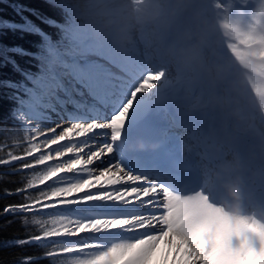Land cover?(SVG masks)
<instances>
[{
    "label": "snow or ice",
    "instance_id": "snow-or-ice-1",
    "mask_svg": "<svg viewBox=\"0 0 264 264\" xmlns=\"http://www.w3.org/2000/svg\"><path fill=\"white\" fill-rule=\"evenodd\" d=\"M49 3L62 20L17 5L19 20H5L0 33L16 41L0 42V95L20 124L10 143L0 130V165L33 170L6 190L23 202L3 214H23L22 225L37 230L0 247L41 249L19 264H264V220L231 214L219 200L217 182L237 172L220 167L229 150L213 136L214 114L199 107L202 89L185 90L139 47L115 55L62 0ZM255 95L264 107V88ZM253 119L257 138L235 150L246 160L245 202L264 211V111Z\"/></svg>",
    "mask_w": 264,
    "mask_h": 264
},
{
    "label": "clouds",
    "instance_id": "clouds-1",
    "mask_svg": "<svg viewBox=\"0 0 264 264\" xmlns=\"http://www.w3.org/2000/svg\"><path fill=\"white\" fill-rule=\"evenodd\" d=\"M88 35L117 56L133 49L147 51L161 60L185 90L202 89L199 107L216 117L215 140L229 150L224 161L237 172L229 185L240 213L241 173L246 160L235 147L245 138L256 139L253 115L264 111L253 95L252 83L264 84V61L254 59L239 67L222 50L218 21L207 0H71ZM255 151H261L257 142ZM253 148H250V153Z\"/></svg>",
    "mask_w": 264,
    "mask_h": 264
},
{
    "label": "trees",
    "instance_id": "trees-1",
    "mask_svg": "<svg viewBox=\"0 0 264 264\" xmlns=\"http://www.w3.org/2000/svg\"><path fill=\"white\" fill-rule=\"evenodd\" d=\"M56 3L60 0H55ZM23 5L28 8L36 9L44 15L55 19L62 20V15L59 9L54 8L49 0H0V33H5L6 30L2 28V24L7 21H18L19 16L16 14V6ZM27 14V13H25ZM35 19V17H33ZM39 23V21H37ZM46 31L55 33L54 28L42 25ZM0 42L11 44L16 42L10 32L0 37ZM13 105L2 95H0V130L7 129L8 134L14 130H20V124L13 120L10 116V109ZM5 140L3 131H0V142ZM11 141L9 140V143ZM0 156L4 153L0 152ZM6 158V157H5ZM21 162H15L10 165H0V242L11 238H24L28 234H36V229L31 225H22L23 214L5 215L3 208L9 204H19L23 202V194L7 195L6 190L13 191L17 188L23 187L26 180L31 176L33 170L19 171ZM35 191V190H33ZM30 218V214H29ZM41 249L36 246H25L4 248L0 247V264H19L22 258L27 254L39 253ZM41 264H48V261H41Z\"/></svg>",
    "mask_w": 264,
    "mask_h": 264
},
{
    "label": "rangeland",
    "instance_id": "rangeland-1",
    "mask_svg": "<svg viewBox=\"0 0 264 264\" xmlns=\"http://www.w3.org/2000/svg\"><path fill=\"white\" fill-rule=\"evenodd\" d=\"M62 3L67 6V8L70 11H75L71 0H62ZM260 4L259 8L258 5ZM246 5L248 6L249 11L247 13L241 12V14L235 16L234 14H228L227 16V22L233 23L237 27H240L242 29L243 33V39H235V45L239 46L238 55L235 58L234 62L239 66L246 67L248 64H250L254 59H258L261 61H264V58L257 55V53L264 50V0H246ZM212 16L217 19V21L221 17V13H217L216 15ZM89 38L93 39L86 34ZM223 38V43L228 39L229 41H232V38L227 36V33L221 34ZM247 40L248 44L246 46L241 45V42ZM259 67L264 68V64L259 65ZM259 85H263L261 83H252L251 84V90L253 91L255 88H257ZM19 131V130H14ZM13 132V131H12ZM12 132L8 134L9 140L12 135ZM31 159V158H27ZM70 161H65V163H68ZM31 170V169H28ZM43 187V186H41ZM61 212L65 210H60ZM49 214H51V210L49 212L42 213L43 217H47ZM48 223L51 224L54 220H59V217H49L47 218ZM35 228L34 226H31ZM36 229V228H35Z\"/></svg>",
    "mask_w": 264,
    "mask_h": 264
},
{
    "label": "bare ground",
    "instance_id": "bare-ground-1",
    "mask_svg": "<svg viewBox=\"0 0 264 264\" xmlns=\"http://www.w3.org/2000/svg\"><path fill=\"white\" fill-rule=\"evenodd\" d=\"M105 159H107V158H105ZM83 235V234H82ZM76 239V238H75ZM162 247H163V245H162Z\"/></svg>",
    "mask_w": 264,
    "mask_h": 264
}]
</instances>
